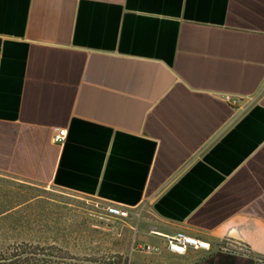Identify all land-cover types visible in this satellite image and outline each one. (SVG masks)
I'll use <instances>...</instances> for the list:
<instances>
[{"label":"crops","instance_id":"0c3cea01","mask_svg":"<svg viewBox=\"0 0 264 264\" xmlns=\"http://www.w3.org/2000/svg\"><path fill=\"white\" fill-rule=\"evenodd\" d=\"M0 172L264 255V0H0Z\"/></svg>","mask_w":264,"mask_h":264},{"label":"rangeland","instance_id":"374dc122","mask_svg":"<svg viewBox=\"0 0 264 264\" xmlns=\"http://www.w3.org/2000/svg\"><path fill=\"white\" fill-rule=\"evenodd\" d=\"M111 205L128 216L111 214ZM149 207L126 208L0 172V256L37 251L57 257L46 264H163V239L159 253L144 249L157 224ZM173 257L175 264H218L210 251Z\"/></svg>","mask_w":264,"mask_h":264},{"label":"built area","instance_id":"2783aa9c","mask_svg":"<svg viewBox=\"0 0 264 264\" xmlns=\"http://www.w3.org/2000/svg\"><path fill=\"white\" fill-rule=\"evenodd\" d=\"M226 99L231 100L230 96H227ZM66 137L67 129L58 128L53 136V139L54 142L62 144L66 140ZM117 207L115 205L109 206L110 213L120 214L122 217L128 216V211L125 208ZM162 236L166 240L168 249L181 255H185L190 250V248L205 250L211 249L210 242L192 237L183 231H177L173 234H163ZM144 249L151 251L154 249V246L147 244L145 245Z\"/></svg>","mask_w":264,"mask_h":264},{"label":"trees","instance_id":"16d2710c","mask_svg":"<svg viewBox=\"0 0 264 264\" xmlns=\"http://www.w3.org/2000/svg\"><path fill=\"white\" fill-rule=\"evenodd\" d=\"M224 249L229 253H237L250 258V264H264V255L250 252L244 244L231 243ZM57 257L51 254L38 253L37 251L13 252L6 256H0V264H46ZM121 264V262H119Z\"/></svg>","mask_w":264,"mask_h":264}]
</instances>
